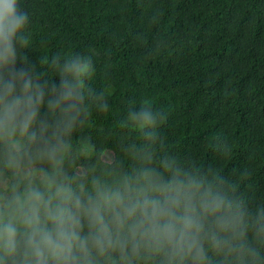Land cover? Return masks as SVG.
Here are the masks:
<instances>
[{
  "label": "clouds",
  "instance_id": "clouds-1",
  "mask_svg": "<svg viewBox=\"0 0 264 264\" xmlns=\"http://www.w3.org/2000/svg\"><path fill=\"white\" fill-rule=\"evenodd\" d=\"M32 24L25 0H0V264H264L251 164L178 153L149 97L93 135L114 111L95 51L37 52Z\"/></svg>",
  "mask_w": 264,
  "mask_h": 264
},
{
  "label": "trees",
  "instance_id": "trees-1",
  "mask_svg": "<svg viewBox=\"0 0 264 264\" xmlns=\"http://www.w3.org/2000/svg\"><path fill=\"white\" fill-rule=\"evenodd\" d=\"M37 42L96 53L97 86L112 98L103 136L129 100L149 97L182 155L254 168L264 189V0H25ZM33 57L38 55L35 51ZM235 151L220 159L214 138Z\"/></svg>",
  "mask_w": 264,
  "mask_h": 264
}]
</instances>
